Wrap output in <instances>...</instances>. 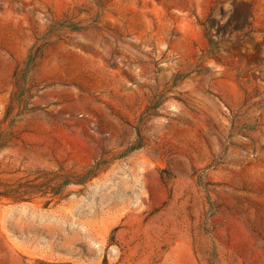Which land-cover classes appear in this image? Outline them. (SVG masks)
<instances>
[{"label": "rangeland", "instance_id": "obj_1", "mask_svg": "<svg viewBox=\"0 0 264 264\" xmlns=\"http://www.w3.org/2000/svg\"><path fill=\"white\" fill-rule=\"evenodd\" d=\"M0 133V189L98 164L0 264H264V0H0Z\"/></svg>", "mask_w": 264, "mask_h": 264}, {"label": "trees", "instance_id": "obj_2", "mask_svg": "<svg viewBox=\"0 0 264 264\" xmlns=\"http://www.w3.org/2000/svg\"><path fill=\"white\" fill-rule=\"evenodd\" d=\"M32 66V59L26 64V70L28 71ZM2 135L0 133V139ZM0 146V151H1ZM98 164H95L91 169H89L85 174L78 176L76 179H72L69 176H63L60 185L53 187V179L50 176H58L62 171L51 172L45 174V177L38 176L32 181L24 182L20 180L19 183L12 187H1L0 189V199L11 200L14 204L28 202L25 197L31 196H50L51 198H58L62 195L64 190L71 185H83L87 183L90 179L94 177V172L97 170ZM39 180H42L38 183ZM27 185H32L33 187H27ZM104 264H107L104 262Z\"/></svg>", "mask_w": 264, "mask_h": 264}]
</instances>
